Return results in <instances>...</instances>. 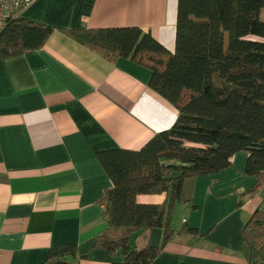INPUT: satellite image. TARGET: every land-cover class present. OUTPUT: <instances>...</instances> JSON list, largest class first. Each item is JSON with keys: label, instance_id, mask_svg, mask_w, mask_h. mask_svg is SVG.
I'll list each match as a JSON object with an SVG mask.
<instances>
[{"label": "crops", "instance_id": "1", "mask_svg": "<svg viewBox=\"0 0 264 264\" xmlns=\"http://www.w3.org/2000/svg\"><path fill=\"white\" fill-rule=\"evenodd\" d=\"M176 3L32 0L19 12L53 30L40 48L0 59V264H39L62 244L76 246L78 264L119 261L93 247L105 227L98 198L110 186L95 153L138 149L171 126L176 109L148 87L149 69L107 61L63 30L137 26L172 53ZM245 157L237 152L225 169L183 180L170 226L184 223L200 238L166 242L150 264H246L240 231L262 200L235 204L255 180L242 171ZM135 199L159 203L163 193ZM160 241L158 228L129 237L135 249Z\"/></svg>", "mask_w": 264, "mask_h": 264}, {"label": "trees", "instance_id": "2", "mask_svg": "<svg viewBox=\"0 0 264 264\" xmlns=\"http://www.w3.org/2000/svg\"><path fill=\"white\" fill-rule=\"evenodd\" d=\"M262 11L264 0H177L172 53L137 26L63 30L107 61L127 58L149 69L148 87L176 109L171 126L138 149L95 153L110 186L98 198L105 227L93 247L120 256L110 264H150L168 241L196 242V229L170 226L182 182L225 169L237 152L246 154L242 171L255 180L237 194L236 206L259 193L264 203ZM52 30L19 15L10 18L0 30V59L40 48ZM161 193L159 203L135 199ZM153 228L161 230L159 245L130 246L132 234ZM240 235L246 264H264V206L251 212ZM78 260L76 246L62 244L50 246L39 264Z\"/></svg>", "mask_w": 264, "mask_h": 264}, {"label": "built area", "instance_id": "3", "mask_svg": "<svg viewBox=\"0 0 264 264\" xmlns=\"http://www.w3.org/2000/svg\"><path fill=\"white\" fill-rule=\"evenodd\" d=\"M31 1L32 0H0V30L10 18L19 15V12Z\"/></svg>", "mask_w": 264, "mask_h": 264}, {"label": "rangeland", "instance_id": "4", "mask_svg": "<svg viewBox=\"0 0 264 264\" xmlns=\"http://www.w3.org/2000/svg\"><path fill=\"white\" fill-rule=\"evenodd\" d=\"M259 206H262V207H263V206H264V203L262 202V204H261V205H259Z\"/></svg>", "mask_w": 264, "mask_h": 264}]
</instances>
